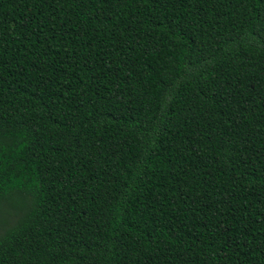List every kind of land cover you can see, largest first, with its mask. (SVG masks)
Returning <instances> with one entry per match:
<instances>
[{
    "label": "trees",
    "instance_id": "1",
    "mask_svg": "<svg viewBox=\"0 0 264 264\" xmlns=\"http://www.w3.org/2000/svg\"><path fill=\"white\" fill-rule=\"evenodd\" d=\"M0 264H264V0H0Z\"/></svg>",
    "mask_w": 264,
    "mask_h": 264
}]
</instances>
